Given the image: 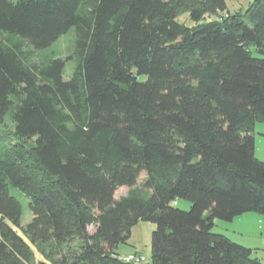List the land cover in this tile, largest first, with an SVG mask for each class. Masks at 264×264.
<instances>
[{
	"label": "trees",
	"instance_id": "1",
	"mask_svg": "<svg viewBox=\"0 0 264 264\" xmlns=\"http://www.w3.org/2000/svg\"><path fill=\"white\" fill-rule=\"evenodd\" d=\"M228 1L0 0V264H121L139 221L151 264H262L212 231L264 216V0Z\"/></svg>",
	"mask_w": 264,
	"mask_h": 264
},
{
	"label": "rangeland",
	"instance_id": "2",
	"mask_svg": "<svg viewBox=\"0 0 264 264\" xmlns=\"http://www.w3.org/2000/svg\"><path fill=\"white\" fill-rule=\"evenodd\" d=\"M15 2L17 0H10ZM253 0H232L226 3L228 13H236L245 11ZM222 15V14H221ZM221 16L207 15L204 17V21L219 20ZM178 20L190 27L193 24L189 21L187 14H182L178 17ZM66 39L71 40V34L64 35L59 43L58 49H63ZM2 135L12 138V127L10 125H4L0 127ZM254 137V156L261 162H264V123L256 122L253 126ZM145 179V175H141L137 186L140 187ZM127 189H119L115 198L124 196ZM23 200V199H22ZM23 216L21 219L22 226L27 225L31 220V214L27 205V202L23 201ZM191 204L185 200H177L173 203V207L188 211ZM155 229V226L149 222L139 221L132 229L130 237L126 244L119 245L116 249V253L119 256L126 257L129 254L138 253L145 257V261L141 264H151V233ZM212 231L217 234L226 236L232 242L239 244L243 247L249 248L252 251V258L258 262L264 264V216L255 213H247L241 216L235 217L231 222H223L219 220L214 221ZM17 234L21 237L22 234L19 230H16ZM89 232H92V228H89ZM41 257L35 253V260H40Z\"/></svg>",
	"mask_w": 264,
	"mask_h": 264
},
{
	"label": "built area",
	"instance_id": "3",
	"mask_svg": "<svg viewBox=\"0 0 264 264\" xmlns=\"http://www.w3.org/2000/svg\"><path fill=\"white\" fill-rule=\"evenodd\" d=\"M117 259L121 264H141L145 261V257L138 253L129 254L126 257L118 256Z\"/></svg>",
	"mask_w": 264,
	"mask_h": 264
}]
</instances>
